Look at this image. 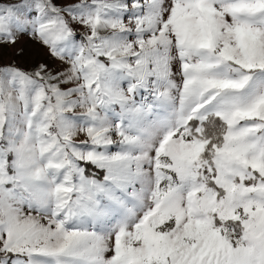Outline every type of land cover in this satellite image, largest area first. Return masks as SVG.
<instances>
[{
  "label": "snow or ice",
  "instance_id": "snow-or-ice-1",
  "mask_svg": "<svg viewBox=\"0 0 264 264\" xmlns=\"http://www.w3.org/2000/svg\"><path fill=\"white\" fill-rule=\"evenodd\" d=\"M0 264H264V0H0Z\"/></svg>",
  "mask_w": 264,
  "mask_h": 264
},
{
  "label": "rangeland",
  "instance_id": "rangeland-1",
  "mask_svg": "<svg viewBox=\"0 0 264 264\" xmlns=\"http://www.w3.org/2000/svg\"><path fill=\"white\" fill-rule=\"evenodd\" d=\"M21 44H25V42L24 41H21ZM18 47H19V45H18ZM32 48V45L31 44H25V49H26V53H28V51L30 50ZM12 57H7V59H11ZM22 59L23 58H21V62H22Z\"/></svg>",
  "mask_w": 264,
  "mask_h": 264
}]
</instances>
